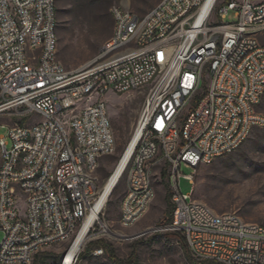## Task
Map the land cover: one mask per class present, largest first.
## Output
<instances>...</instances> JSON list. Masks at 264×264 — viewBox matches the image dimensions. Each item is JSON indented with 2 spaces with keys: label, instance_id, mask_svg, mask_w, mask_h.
<instances>
[{
  "label": "built area",
  "instance_id": "1",
  "mask_svg": "<svg viewBox=\"0 0 264 264\" xmlns=\"http://www.w3.org/2000/svg\"><path fill=\"white\" fill-rule=\"evenodd\" d=\"M208 2L162 0L143 16L113 7L100 54L68 71L57 57L56 0H0V118L9 121V142L0 137V264H31L84 228L81 247L99 233L114 236L100 200L125 157L120 227L145 216L165 173L172 217L142 235L180 236L197 263L264 264V226L192 199L198 167L264 128V0H229L215 15L219 0L203 14ZM230 12L234 21L224 23ZM145 92L104 183L100 164L116 144L106 97Z\"/></svg>",
  "mask_w": 264,
  "mask_h": 264
},
{
  "label": "rangeland",
  "instance_id": "2",
  "mask_svg": "<svg viewBox=\"0 0 264 264\" xmlns=\"http://www.w3.org/2000/svg\"><path fill=\"white\" fill-rule=\"evenodd\" d=\"M161 1L56 0L58 60L66 70L74 71L96 58L112 36L110 11L113 7L143 16ZM224 3L226 0H219L214 15ZM215 18L212 17V22ZM234 19L230 12L224 23L233 22ZM259 42L264 45V32ZM145 95L146 92L132 97H106L116 144L114 153L100 164L98 175L104 183L131 140ZM258 111L264 115V95ZM7 123L9 121L0 118V137H5L9 142ZM182 172L186 174L189 170L183 169ZM193 182L194 201L216 214L234 213L246 223L264 226V128H254L249 138L232 154L198 167ZM154 189L155 197L145 216L134 226L122 228L118 224L120 201L125 192V179L122 178L104 209L108 228L117 237L99 233L96 239L81 247L75 264H200L188 255L180 236L141 234L146 228L165 221V197L170 194L165 178L156 177ZM180 189L183 194L191 192L190 184L183 179L180 180ZM97 241H102L111 249L116 262H112L105 251L102 256L93 255L101 247L88 245ZM69 246L70 243L54 245L43 251L50 255L48 258L37 254L31 264H60Z\"/></svg>",
  "mask_w": 264,
  "mask_h": 264
},
{
  "label": "bare ground",
  "instance_id": "3",
  "mask_svg": "<svg viewBox=\"0 0 264 264\" xmlns=\"http://www.w3.org/2000/svg\"><path fill=\"white\" fill-rule=\"evenodd\" d=\"M214 2V0H209L208 5L205 9V11L203 12V14L207 11V8H209V6H211V4ZM134 142H132L131 145H133ZM126 159V157H125ZM125 159H123V161L121 162V164L115 168L114 172H113V176L110 178V180H108L105 185H104V190H103V194L100 200V204L101 205H106L109 198L112 195V192L114 190V188L117 185L118 180L121 177L123 168H124V161ZM85 234H86V229L84 228L76 237V239L70 244L69 248L66 251L65 256L63 257L64 263L63 264H73L75 258L78 256L80 250H81V246L85 240ZM114 236L117 237V235L114 233Z\"/></svg>",
  "mask_w": 264,
  "mask_h": 264
},
{
  "label": "trees",
  "instance_id": "4",
  "mask_svg": "<svg viewBox=\"0 0 264 264\" xmlns=\"http://www.w3.org/2000/svg\"><path fill=\"white\" fill-rule=\"evenodd\" d=\"M229 0H226V2H228ZM165 177V173L162 174V178L164 179ZM170 199H171V195L168 193L165 197V202H166V210H165V214H164V217H165V221H169L172 217V212H173V206L172 204L170 203ZM183 245L185 247V243L183 241ZM92 246H95V247H101L103 249V251H105L106 255L108 256V258L112 261V262H116L115 259L113 258V252L111 251V249H109V247L104 244L102 241H97V242H94V243H91L88 245V247H92ZM186 249V247H185ZM187 251V250H186ZM42 256H44V258H48V255L47 253H44V252H40L38 253ZM36 256V255H35ZM38 257V256H37ZM36 257V259H37ZM120 264H123V263H120ZM200 264H217V263H214V262H203V263H200Z\"/></svg>",
  "mask_w": 264,
  "mask_h": 264
}]
</instances>
